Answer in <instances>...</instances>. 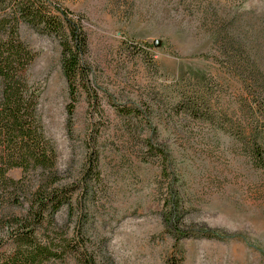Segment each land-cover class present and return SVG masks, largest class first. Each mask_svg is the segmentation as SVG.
I'll return each instance as SVG.
<instances>
[{
  "label": "rangeland",
  "instance_id": "obj_1",
  "mask_svg": "<svg viewBox=\"0 0 264 264\" xmlns=\"http://www.w3.org/2000/svg\"><path fill=\"white\" fill-rule=\"evenodd\" d=\"M45 1L81 18L88 77L69 124L58 38L20 21L56 152L51 185L72 187L70 203L38 226L60 252L40 264H264V166L235 129L250 65L264 73V0ZM190 89L205 93L203 112L184 107ZM49 172L14 166L7 174L20 181L0 183L1 253L15 246L9 219L27 216ZM170 188L180 206L167 222Z\"/></svg>",
  "mask_w": 264,
  "mask_h": 264
},
{
  "label": "trees",
  "instance_id": "obj_2",
  "mask_svg": "<svg viewBox=\"0 0 264 264\" xmlns=\"http://www.w3.org/2000/svg\"><path fill=\"white\" fill-rule=\"evenodd\" d=\"M1 3L11 5L0 12V183L15 184L20 181L7 174L14 166L25 170L30 166L42 167L50 172L43 176V180L48 179V184L39 183L32 190L33 199L27 208V216L13 215L9 219L19 228L14 233L13 249L7 253L0 251V264H40L43 259L55 257L60 252L54 238L44 239L38 226L42 224L45 213H48L49 223H52L59 207L70 203L72 187L51 185L59 179L53 169L56 152L38 117V89L33 87L26 75L27 65L34 58L35 51L19 37L18 25L20 21H25L36 30L52 33L58 38L61 69L71 97L67 103L69 124L78 87L85 86L88 77L87 33L79 16L66 13L59 7L49 9L51 5L45 0H0ZM246 76L250 87L244 91L239 107L247 115L244 124L235 129L248 154L258 165L264 166V117L259 112L264 108V73L255 65H250ZM182 100L184 107L195 114L207 109L205 93L197 89L183 91ZM125 112L134 111L127 108ZM151 144H148L149 148ZM163 171L166 172L165 166ZM169 192L163 199L167 222L180 206L171 188ZM36 214L39 216L36 217L37 225L29 219ZM63 239L66 240L65 237ZM91 260L86 259L85 264H95Z\"/></svg>",
  "mask_w": 264,
  "mask_h": 264
}]
</instances>
